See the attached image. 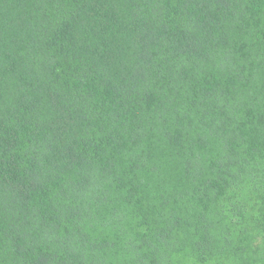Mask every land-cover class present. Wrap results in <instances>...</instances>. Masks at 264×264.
Returning a JSON list of instances; mask_svg holds the SVG:
<instances>
[{
  "label": "trees",
  "instance_id": "trees-1",
  "mask_svg": "<svg viewBox=\"0 0 264 264\" xmlns=\"http://www.w3.org/2000/svg\"><path fill=\"white\" fill-rule=\"evenodd\" d=\"M254 197L264 0H0V264H253Z\"/></svg>",
  "mask_w": 264,
  "mask_h": 264
},
{
  "label": "rangeland",
  "instance_id": "rangeland-1",
  "mask_svg": "<svg viewBox=\"0 0 264 264\" xmlns=\"http://www.w3.org/2000/svg\"><path fill=\"white\" fill-rule=\"evenodd\" d=\"M251 203L247 204L249 210V216L245 229L249 232V236L245 239L249 242L250 247L249 252L253 256V264H264V247H262L260 241L261 237L264 235V204H261L258 197L250 199ZM241 241L240 238L237 240ZM243 247H245L243 245ZM172 264H197L194 261L193 255L191 256L189 252H184L178 257L173 259ZM219 264H232L231 262H223Z\"/></svg>",
  "mask_w": 264,
  "mask_h": 264
}]
</instances>
